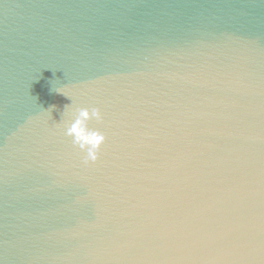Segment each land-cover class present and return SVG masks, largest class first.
I'll return each instance as SVG.
<instances>
[{
    "label": "water",
    "instance_id": "water-1",
    "mask_svg": "<svg viewBox=\"0 0 264 264\" xmlns=\"http://www.w3.org/2000/svg\"><path fill=\"white\" fill-rule=\"evenodd\" d=\"M0 264H264V0H0Z\"/></svg>",
    "mask_w": 264,
    "mask_h": 264
},
{
    "label": "clouds",
    "instance_id": "clouds-1",
    "mask_svg": "<svg viewBox=\"0 0 264 264\" xmlns=\"http://www.w3.org/2000/svg\"><path fill=\"white\" fill-rule=\"evenodd\" d=\"M67 106L69 105L65 108ZM93 120L103 122L104 116L100 108L77 107L72 110L65 124V135L71 137L73 145L83 153L85 164L99 159L100 149L107 139L99 128L89 126Z\"/></svg>",
    "mask_w": 264,
    "mask_h": 264
}]
</instances>
